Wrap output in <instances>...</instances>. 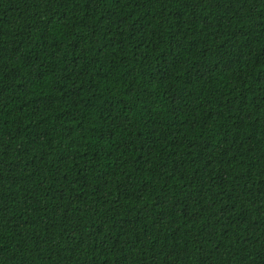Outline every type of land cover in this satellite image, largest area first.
<instances>
[{"label": "trees", "instance_id": "obj_1", "mask_svg": "<svg viewBox=\"0 0 264 264\" xmlns=\"http://www.w3.org/2000/svg\"><path fill=\"white\" fill-rule=\"evenodd\" d=\"M0 264H264V0H0Z\"/></svg>", "mask_w": 264, "mask_h": 264}]
</instances>
